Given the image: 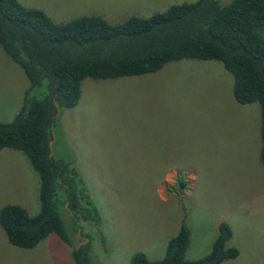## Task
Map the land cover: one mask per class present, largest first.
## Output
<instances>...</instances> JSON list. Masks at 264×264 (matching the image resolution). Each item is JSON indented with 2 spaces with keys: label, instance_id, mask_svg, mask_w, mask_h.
<instances>
[{
  "label": "rangeland",
  "instance_id": "1",
  "mask_svg": "<svg viewBox=\"0 0 264 264\" xmlns=\"http://www.w3.org/2000/svg\"><path fill=\"white\" fill-rule=\"evenodd\" d=\"M191 1L18 0L55 22L93 14L110 23ZM231 84L219 62L189 58L150 74L82 79L77 103L57 109L50 155L76 169L100 223L73 227L60 206L71 245L48 234L29 249L10 245L0 229V264H74L70 248L87 243V264H130L135 252L157 260L180 223L188 229L185 260L196 262L212 250L221 222L230 230L223 246L237 254L217 264H264L259 107L235 102ZM26 88V77L0 47V121L14 116ZM44 90L42 82L30 95ZM37 191L25 155L1 148L0 207L18 204L33 215Z\"/></svg>",
  "mask_w": 264,
  "mask_h": 264
},
{
  "label": "trees",
  "instance_id": "2",
  "mask_svg": "<svg viewBox=\"0 0 264 264\" xmlns=\"http://www.w3.org/2000/svg\"><path fill=\"white\" fill-rule=\"evenodd\" d=\"M0 47L28 81L19 109L9 121H0V149L24 154L38 178L35 214H27L18 204L0 207V229L12 246L29 249L48 234L70 246L60 206L75 220L73 227L76 221L100 223L76 169L48 155L57 109L77 103L86 77L150 74L183 58L219 62L231 75L234 101L258 104L259 161L264 169V0L180 2L116 23L93 14L55 22L40 8L0 0ZM42 82V96H31ZM178 184L183 187L184 182L178 178ZM217 229L212 250L198 261L212 256L218 245L226 253L210 264L237 254L235 248L223 246L230 236L228 226L221 222ZM187 243L188 229L180 223L160 259L149 260L135 252L129 263H191L184 257ZM88 252L89 243L70 248L74 264H87Z\"/></svg>",
  "mask_w": 264,
  "mask_h": 264
},
{
  "label": "water",
  "instance_id": "3",
  "mask_svg": "<svg viewBox=\"0 0 264 264\" xmlns=\"http://www.w3.org/2000/svg\"><path fill=\"white\" fill-rule=\"evenodd\" d=\"M50 144H51V141L48 142L49 147H50ZM48 155H50V152ZM225 253H226V251L220 245H218L216 252L212 256H210L206 259H203L201 261H196V262H191V263H183V264H210V263L215 262L221 255H223Z\"/></svg>",
  "mask_w": 264,
  "mask_h": 264
},
{
  "label": "crops",
  "instance_id": "4",
  "mask_svg": "<svg viewBox=\"0 0 264 264\" xmlns=\"http://www.w3.org/2000/svg\"><path fill=\"white\" fill-rule=\"evenodd\" d=\"M184 257L186 258V255H185V253H184Z\"/></svg>",
  "mask_w": 264,
  "mask_h": 264
}]
</instances>
